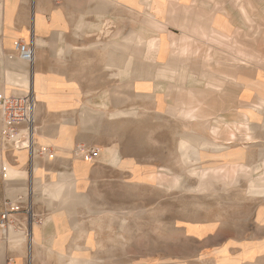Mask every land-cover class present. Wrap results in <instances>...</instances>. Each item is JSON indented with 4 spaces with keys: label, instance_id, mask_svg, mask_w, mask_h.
Returning a JSON list of instances; mask_svg holds the SVG:
<instances>
[{
    "label": "crops",
    "instance_id": "1",
    "mask_svg": "<svg viewBox=\"0 0 264 264\" xmlns=\"http://www.w3.org/2000/svg\"><path fill=\"white\" fill-rule=\"evenodd\" d=\"M245 27L253 28L248 32L241 30ZM247 33L254 36L251 47L245 44ZM135 36L143 41L137 48ZM152 36L156 39L154 49L150 46ZM17 41L34 46L35 61L32 67L18 57L14 50ZM173 41L186 46L183 50L194 55L173 57V53L181 51L177 45H173ZM136 50L142 51L141 61L137 64L134 61ZM152 51L156 53L153 60ZM201 53L208 54L204 56ZM206 58L208 60L204 65ZM135 67L142 70L134 74ZM202 67H207V75H210L212 67L219 69L212 75L222 80L229 75V68L239 69L238 80H228L236 85L243 83L245 91H254L258 98L257 102L247 106V110H252L250 115L247 110L243 111V121H232L228 126L245 127L249 133L244 140L257 139L252 137L250 127L263 113H260L262 108L257 105L264 101V0H0V95H22L27 92H24V87L32 85L39 100L37 120L40 130L35 138L33 161L36 162L38 157L54 161L58 166L53 174L58 179L65 176L64 181H52L38 192L45 193L42 195L47 203H36L35 197L39 195L34 185L35 165L31 173L29 152L15 150L3 143L0 122L2 197L12 203H21L22 207V211L14 216L16 227L22 233H19V237L12 230L10 238L14 243L5 249L0 246L2 263L28 264L29 240L31 264H64L72 252L85 254L87 248L90 249L89 245L97 240L88 230L83 206L77 205L85 204L87 199L85 195L74 194L75 189L85 181L88 167L95 160L74 154L79 142L78 131L71 128L66 130L64 121H57L54 116L72 112L80 107L81 100L105 99L102 85L104 82L119 84L117 75L120 68L127 77L121 83L132 84L134 93V88L141 92L154 89L156 92L164 91L162 85L156 84L169 81L184 83L188 73H199L198 68ZM195 68L194 71L190 70ZM248 68L254 72V80H248L246 71L241 70ZM155 69L163 73L159 71L156 76ZM153 73L157 79L164 80L151 79ZM136 75L142 76L140 81L133 79ZM214 80L211 79L212 82ZM221 81L211 85L210 90L222 88L218 86ZM136 83L137 86H134ZM54 100L58 102L56 105L52 103ZM89 108L87 106L82 115L99 117V120L128 114L115 111L107 116L105 112H93ZM199 113L201 110L195 111L190 106L188 110L181 111L180 116L187 121H197L201 116ZM129 115L134 114L130 112ZM219 134V128H215L214 140H207L205 146L201 141L199 145L192 142L194 134L192 140L186 142L187 145L182 141L180 152L181 155L186 154L185 162H202L201 155L205 150L212 154L227 152L226 146L222 147L217 141ZM235 140L236 135L231 133L225 145L233 144ZM67 142L70 146L66 145ZM68 147H72V150ZM105 153L102 156L107 155L108 162L119 167L121 158L118 150L110 148ZM113 154L116 158L111 161ZM42 171L46 173V169ZM44 176L47 180L48 175L36 177L40 180L39 188L43 186ZM53 194H74L85 201L52 203ZM29 210L30 214L26 213Z\"/></svg>",
    "mask_w": 264,
    "mask_h": 264
},
{
    "label": "rangeland",
    "instance_id": "2",
    "mask_svg": "<svg viewBox=\"0 0 264 264\" xmlns=\"http://www.w3.org/2000/svg\"><path fill=\"white\" fill-rule=\"evenodd\" d=\"M252 28L241 30L248 32ZM151 41L150 46L154 49L155 37L152 36ZM253 42L254 36L247 33L245 44L251 47ZM142 43L141 37L135 36V48ZM173 45L181 49L173 53V57L194 55L183 50L186 46L176 41ZM150 54L151 60L155 59L156 53ZM141 56L142 51L134 52L135 64L141 61ZM204 60L206 65L208 59ZM206 68H198L199 73H188L184 83H157L164 91L141 92L134 88V93L132 84L121 83L127 77L125 70L122 73L120 68L119 84L104 82L102 85L105 99L81 100L80 107L72 112L53 117L64 121L66 130L78 131L76 145L97 149L100 153L89 165L85 181L74 193L85 195L87 199L86 205H77L83 206L88 230L97 240L89 245L85 254L72 252L64 264H264V108L250 127L252 137L257 139L244 140L249 131L228 124L243 121L241 113L249 104L257 102L256 93L245 91L243 83L236 85L228 80H238L239 69L229 68V75L222 80L212 75L219 69L212 67L207 75ZM140 70L135 67L134 74ZM241 70L246 71L248 80H254L255 74L253 76L250 68ZM159 71L155 69L156 76ZM155 75L153 73L151 79H157ZM135 77L133 79L137 81L142 78L141 75ZM212 78L215 79L213 82ZM217 81L222 82L218 84L222 88L211 91V85ZM29 87L26 85L24 92ZM105 102L106 107L103 106ZM87 106L93 112H105L107 116L115 111L128 114L113 119L91 118L84 127L81 115ZM190 106L195 111L201 110L199 120L181 118L180 112ZM130 112L134 115H129ZM36 124L39 135L37 110ZM215 128L220 130L217 141L222 147L226 146L227 152L212 154L205 150L201 155L202 162H185L186 154L180 152L181 142L187 145L194 134L192 142L199 145L201 141L205 146L207 140H214ZM231 133L236 135L237 141L225 145ZM68 148L72 150V147ZM110 148L118 150L119 167L111 165L107 155L102 156ZM34 162L30 160L29 167L33 173L35 165L34 185L39 195L35 202L47 203L42 195L45 193L38 192L52 181H64L65 176L58 179L53 174L58 166L54 161L38 157L36 164ZM38 166L46 169V173ZM243 166L250 172L235 176ZM42 173L48 178L43 177V186L39 188L40 180L36 177H42ZM222 178L226 179L219 180ZM254 180L257 181V193L252 192ZM18 229L12 230L20 237L22 231ZM29 242L28 264H31ZM12 243L9 235L0 246L5 249ZM84 256L86 263L73 260L82 261ZM2 262L0 259V264Z\"/></svg>",
    "mask_w": 264,
    "mask_h": 264
},
{
    "label": "built area",
    "instance_id": "3",
    "mask_svg": "<svg viewBox=\"0 0 264 264\" xmlns=\"http://www.w3.org/2000/svg\"><path fill=\"white\" fill-rule=\"evenodd\" d=\"M14 50L21 61L32 67L35 61V50L32 43L17 41ZM37 97L34 88L30 85L26 93L22 95H0V122L2 124V141L15 150H26L33 162L35 155V138L37 135L36 110ZM75 155L81 158L96 160L100 153L97 149L87 146H78ZM21 203H12L2 197V185L0 180V243L9 237L10 232L16 227L14 216L22 207ZM30 214V210L26 211Z\"/></svg>",
    "mask_w": 264,
    "mask_h": 264
},
{
    "label": "bare ground",
    "instance_id": "4",
    "mask_svg": "<svg viewBox=\"0 0 264 264\" xmlns=\"http://www.w3.org/2000/svg\"><path fill=\"white\" fill-rule=\"evenodd\" d=\"M38 82H39V80H38ZM36 97H37V95H36ZM37 101L39 102V100H38V98H37ZM54 105H56L55 103H58L56 100H54L53 102H52ZM103 106L105 107V103L103 104ZM261 107L262 109L264 108V101H262V103L260 104V105H257V107ZM247 114H249L250 115V113L252 112V110L251 109H248L247 111ZM77 114V113H76ZM91 118H95L94 116H92V115H86V114H83L82 116H81V119H82V124H83V126H85V125H88V123L92 120ZM236 128V127H235ZM193 138V137H192ZM189 141H191V139L189 138V140H188V142ZM67 144H69V143H67ZM116 158V155L115 154H113V155H111L110 156V160L112 161V160H114ZM246 167V166H245ZM244 166L243 167H241L239 170H238V172L235 174V176H244V175H246V173H249L250 172V170L248 169V168H245ZM38 168H39V166H38ZM38 170V169H37ZM258 180V179H257ZM262 183V182H261ZM74 184H72L71 186H73ZM252 186H253V189H252V192L253 193H257L258 192V188H257V181L256 180H254L253 181V183H252ZM81 201H85V199L83 198V197H80V196H76V195H74V194H71V195H63V196H60L59 194H53V201H52V203H61V204H74V203H79V202H81ZM17 243V242H16ZM19 244V243H18ZM20 246V245H19ZM24 247V246H23ZM32 257V256H31ZM86 256H84L83 258H82V261L81 260H78V259H76V258H73V260H75V261H80V262H82V263H86L87 261L84 259Z\"/></svg>",
    "mask_w": 264,
    "mask_h": 264
}]
</instances>
